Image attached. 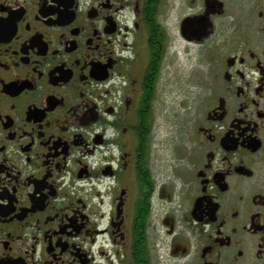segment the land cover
<instances>
[{
  "label": "flooded vegetation",
  "instance_id": "flooded-vegetation-1",
  "mask_svg": "<svg viewBox=\"0 0 264 264\" xmlns=\"http://www.w3.org/2000/svg\"><path fill=\"white\" fill-rule=\"evenodd\" d=\"M180 45L206 72L178 189ZM164 261L264 264V0H0V264Z\"/></svg>",
  "mask_w": 264,
  "mask_h": 264
},
{
  "label": "rangeland",
  "instance_id": "rangeland-1",
  "mask_svg": "<svg viewBox=\"0 0 264 264\" xmlns=\"http://www.w3.org/2000/svg\"><path fill=\"white\" fill-rule=\"evenodd\" d=\"M181 57L164 71L158 92L156 143L153 159L163 184L170 182L181 189L186 177L183 159L190 146L189 132L203 92L202 58L195 49L179 46ZM180 192V190H179ZM172 193V192H171ZM163 264H173L164 261Z\"/></svg>",
  "mask_w": 264,
  "mask_h": 264
}]
</instances>
